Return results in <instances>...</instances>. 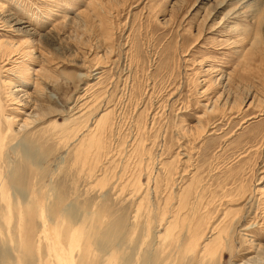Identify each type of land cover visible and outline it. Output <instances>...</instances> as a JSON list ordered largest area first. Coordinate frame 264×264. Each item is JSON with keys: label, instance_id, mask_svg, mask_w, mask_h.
<instances>
[{"label": "rangeland", "instance_id": "rangeland-1", "mask_svg": "<svg viewBox=\"0 0 264 264\" xmlns=\"http://www.w3.org/2000/svg\"><path fill=\"white\" fill-rule=\"evenodd\" d=\"M240 2L0 0V264L264 252V0Z\"/></svg>", "mask_w": 264, "mask_h": 264}, {"label": "bare ground", "instance_id": "bare-ground-1", "mask_svg": "<svg viewBox=\"0 0 264 264\" xmlns=\"http://www.w3.org/2000/svg\"><path fill=\"white\" fill-rule=\"evenodd\" d=\"M255 2L256 0H242V3L240 4V5H242V6H244V5H246L247 7H249L250 6V2ZM263 1V0H262ZM237 2H239V1H237ZM250 3V4H249ZM239 4V3H238ZM223 6H225V5H223ZM245 6V7H246ZM259 6H261V3H260V5ZM222 7V6H221ZM263 8H261L262 10H259L260 11V13L259 14H257V15H259V17H257L258 18V20H261L262 18H264V5L262 6ZM223 8V7H222ZM221 8V9H222ZM226 15V14H225ZM228 18V17H227ZM230 18V17H229ZM25 45H27V44H25ZM12 47V46H11ZM8 49V48H7ZM13 51V50H12ZM8 52H9V50H8ZM11 53V52H10ZM11 55V54H10ZM15 56V55H14ZM10 58H9V54L7 53V50L5 49V48H1V45H0V61H8V62H11L10 60H9ZM11 59H12V57H11ZM8 65H9V63H8ZM8 65H4V66H8ZM7 73H12V74H14L15 73V71H14V68H12V67H10V68H8V69H6L5 70ZM11 75V74H10ZM12 96V95H11ZM10 121H11V123L12 124H15V121L13 120V119H10ZM26 122H27V120H24L23 121V123L21 124V125H19L18 124V128L19 129H22L23 127H26ZM16 125V124H15ZM17 128V127H16ZM1 142H2V139H1ZM4 142V141H3ZM263 195H264V193H263ZM258 210V209H257ZM262 210H263V212H264V202H262ZM263 225V224H262ZM253 225H251L250 226V228H248V227H245L244 229H243V231L244 232H248L251 228H253L252 227ZM214 227V226H213ZM216 227V226H215ZM258 227H261V225H259ZM174 228V227H173ZM220 229V228H219ZM214 230V229H213ZM264 232V229L263 228H261V230H260V232ZM165 233V232H164ZM166 235H167V233H166ZM224 233H222V231H220L217 235H215L216 236V239L218 240V245H217V247L215 248V249H213V250H209L208 248H207V246H204V249H205V251H204V254L205 255H203V258H205V260H200V264H218L219 262H220V259H221V256H222V254L224 253V251L227 249V247H225L224 248V245H223V238H224ZM242 237H243V248H245V251H246V256L248 257V259L247 260H245V264H263V262H262V260H264V252H263V250L260 248V247H257V245L255 244V241H254V239H253V236H250L249 237V234H247V233H245V234H242ZM196 240L198 241V238L197 239H192V240H190L191 241V244H192V246H191V248H190V250H193L194 249V247L196 246ZM202 250V249H201ZM201 252V251H200ZM201 254V253H200ZM219 255V256H218ZM206 257H207V259H206ZM219 257V260L217 259ZM243 259H245V258H242L241 260H243Z\"/></svg>", "mask_w": 264, "mask_h": 264}]
</instances>
